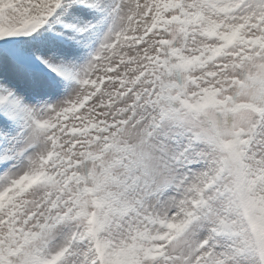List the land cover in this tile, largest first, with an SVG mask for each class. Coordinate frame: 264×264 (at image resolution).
I'll return each mask as SVG.
<instances>
[{
  "label": "snow or ice",
  "instance_id": "obj_1",
  "mask_svg": "<svg viewBox=\"0 0 264 264\" xmlns=\"http://www.w3.org/2000/svg\"><path fill=\"white\" fill-rule=\"evenodd\" d=\"M0 264H264V0H0Z\"/></svg>",
  "mask_w": 264,
  "mask_h": 264
}]
</instances>
